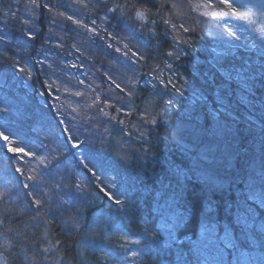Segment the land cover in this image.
Returning a JSON list of instances; mask_svg holds the SVG:
<instances>
[{"label": "trees", "instance_id": "16d2710c", "mask_svg": "<svg viewBox=\"0 0 264 264\" xmlns=\"http://www.w3.org/2000/svg\"><path fill=\"white\" fill-rule=\"evenodd\" d=\"M16 1L0 0V16L5 5ZM113 1L118 5L122 0ZM173 1H127L130 15L145 10L152 18L157 14L170 22L158 20L156 34L146 45L147 25L142 33L133 31L128 25L134 23L133 16L110 15L112 27L142 42L147 54L137 85L126 92L131 109L115 103L93 114L96 131L101 132L97 151L75 153L59 135L53 141L60 144L58 153L67 162L59 185L65 192L52 186L46 196L14 201L8 194L0 200V264H128L126 254L136 249L133 264H264V206L257 200L264 199V112L258 122L248 105L264 98V63L238 53L231 58L226 48L216 45L222 33H207L200 23L213 20L209 24L225 25L228 36L241 33L263 47L264 0H235L239 16L223 0H202L214 12H199L200 21L193 24L184 15L175 26H181L186 38L181 55L175 51L176 28L170 20ZM38 11L25 53L20 51L18 31L0 38V71L16 70L17 63L35 58L31 68L36 71V89L29 96L20 93L27 100L17 98L23 108L19 113L35 123L39 119L55 135L57 112L36 61L50 41L45 0H39ZM229 46L241 50L233 42ZM166 51L174 56L176 73L192 82L184 94L172 85L164 90L162 81H147L153 58ZM239 68L242 71L236 72ZM203 82L207 90L194 96V87ZM243 83L249 87L248 103L239 96ZM227 98V106H218L217 100ZM211 104L219 113L211 112ZM42 112L48 118H42ZM32 122L20 121L25 132L37 126ZM83 157L91 164L84 167ZM0 160H16L1 142ZM112 170L118 172L117 184L123 190L116 187L109 198L104 175ZM69 200L72 203L66 204ZM130 240L138 247H130Z\"/></svg>", "mask_w": 264, "mask_h": 264}, {"label": "rangeland", "instance_id": "374dc122", "mask_svg": "<svg viewBox=\"0 0 264 264\" xmlns=\"http://www.w3.org/2000/svg\"><path fill=\"white\" fill-rule=\"evenodd\" d=\"M127 1L122 0L118 5H114L113 0H45L51 17V22H49L50 41L41 48L42 52L38 54L36 61L49 82L51 98L59 122L58 132L55 131L54 135L52 134L54 132L50 131L46 125L41 124L39 119L35 123L29 116L19 113L22 107L18 104L17 98L19 97L21 102L27 100H22L23 95L20 93L29 96L31 91L36 89L33 85L36 71L31 68L35 58L32 56L24 63H17L16 70L10 67L9 70L0 71V142L11 155L16 157L13 164L0 160V200L4 196L8 197V194L9 196L12 194L11 198L13 197L14 201L23 199L24 196L31 198L46 196L52 186L60 185L61 176L66 172L65 164L67 162L61 159V154L59 155L60 144L55 143L56 141L53 142L58 138V135L61 136L60 139L66 140L75 153L77 151L86 152V149L97 151L96 149L99 147L96 139L100 138L101 132L99 134L96 131L98 124L91 118L93 114H100L102 110L108 111V107L115 103L124 104L120 106L121 108L131 107L132 102L125 99L126 96H130L126 92L137 85V76L145 65L147 54L142 47V42L135 38H129L127 34L117 32L109 20L113 12L129 19L128 8L131 4ZM202 2V0H174L171 8L172 13L170 12L173 27L181 24L179 17L184 15L190 16L188 22L193 24L196 19L200 21L198 19L199 12L207 11L208 14H211V11L214 12L212 5L205 6L206 2L204 4ZM100 5L102 6L101 15L96 13V10L99 11ZM38 8L39 0H17L14 5H5L3 15L0 16V38H9L15 30L18 31L23 40L20 51L25 53L28 46L32 44L29 33L33 32L34 26L37 25L35 21L40 15ZM137 12L140 11H135L133 15H130L133 16L131 21L134 19V23H128V25L133 28V31L138 30L141 33L144 26L149 27L150 32L144 30L146 36L143 40L146 42L143 43L146 45L156 34L153 27L158 20L165 19L157 14L152 18L145 10L144 12L141 10L144 13V19H140ZM166 12L164 10V14ZM165 21L170 23L168 19ZM212 22L213 20L200 21V23H205L202 25L205 26L207 33L218 35L216 29L222 33L219 36L223 38L219 39L220 41H217L216 45L222 46V50L226 48L231 58L234 53H238L264 63L261 59L264 58V46L261 47L259 41H256L257 45H254L253 42L246 41L247 39L241 33L237 36L238 34L235 35V32H233L234 36L231 33L228 36L229 31L225 25L221 26L215 21L213 25H210L209 23ZM175 28L177 37H174V40L178 41L175 51L181 55L185 50V47H182V42H185L186 38L180 30L181 26ZM231 42L235 44L236 48L241 49L240 52L229 46ZM139 52L140 55H138ZM172 57H174L173 54L166 51L164 56L159 54L157 59L153 58V66L148 73L147 81L151 84L162 81L164 90L172 85L179 88L184 94L192 82L186 80L187 77L181 78L176 73L173 63H171ZM222 59L225 58L222 57ZM235 71L241 72L242 70L239 68ZM240 85L241 87L238 89L240 99L248 103L246 99L249 87L244 83V86ZM197 86H200V89H197ZM207 88L208 85L204 82L198 83L194 87V96H199ZM186 94L187 100H189L188 104L194 106L189 93ZM228 100V98L223 101L222 99L217 100L218 106H227ZM248 105L253 108L257 121L260 120L259 115L264 112V98L256 101L258 107ZM218 106L211 104V112L213 113V110L218 112ZM149 112L152 115L153 108H150ZM43 114V112L40 114L42 118H48ZM23 119L33 121V126L38 124L28 133L21 127L20 121H24ZM48 123L46 122V124ZM5 136L8 137L7 140H4ZM77 144L79 147L74 146ZM14 149H23V152H17ZM88 162L90 163L83 157L82 165L84 167ZM256 164H260L259 161ZM117 175L116 170L104 175L105 187L109 189L107 191L111 192L113 197L115 195L113 190L119 186ZM118 188L123 190L122 186ZM58 190L65 192L66 188L63 191L59 186ZM257 200L264 206L263 198L257 197ZM67 203H72V201L69 200ZM130 247L136 248L138 243L130 240ZM113 251L115 254V250H112V254ZM136 252L137 249L128 251L126 256L123 253L128 259V264H133ZM123 261L125 260L121 262Z\"/></svg>", "mask_w": 264, "mask_h": 264}, {"label": "snow or ice", "instance_id": "6c2138e0", "mask_svg": "<svg viewBox=\"0 0 264 264\" xmlns=\"http://www.w3.org/2000/svg\"><path fill=\"white\" fill-rule=\"evenodd\" d=\"M223 2H224V4L228 5V7L231 9L233 15H236V16H239V15H240V13L237 11V9H236L235 7H233V3L235 2V0H223ZM137 16H138L140 19H144V13H143V12H137ZM31 35H32V34L29 33V36H31ZM154 122H155V121H153V123H154ZM7 139H8V137L5 136V137H4V140H7ZM74 146H75V147H79L78 144H77V145H74ZM14 151H17V152H23V149H14ZM107 196H108L109 198H111V197H112V193H111V192H108V193H107ZM35 203H36V205H40V204H41V201H40L39 199H37V200H35ZM116 203H120V201L117 200Z\"/></svg>", "mask_w": 264, "mask_h": 264}]
</instances>
